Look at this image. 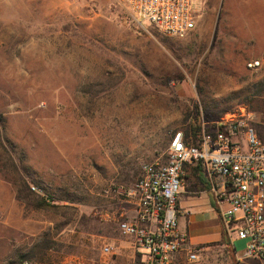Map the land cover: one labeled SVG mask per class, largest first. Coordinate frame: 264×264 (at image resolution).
Segmentation results:
<instances>
[{"label": "rangeland", "instance_id": "374dc122", "mask_svg": "<svg viewBox=\"0 0 264 264\" xmlns=\"http://www.w3.org/2000/svg\"><path fill=\"white\" fill-rule=\"evenodd\" d=\"M193 7L195 28L176 36L120 0H0V264H133L118 188L166 159L197 108L208 121L264 111V89L252 94L264 60L250 68V51L221 38L222 2ZM211 194L201 196L210 207ZM207 217L204 236L215 235V211ZM224 253L209 259L224 264Z\"/></svg>", "mask_w": 264, "mask_h": 264}, {"label": "built area", "instance_id": "2783aa9c", "mask_svg": "<svg viewBox=\"0 0 264 264\" xmlns=\"http://www.w3.org/2000/svg\"><path fill=\"white\" fill-rule=\"evenodd\" d=\"M140 24H153L168 35L184 36L195 28L193 0H120ZM250 68L262 60L248 61ZM188 164L200 165L226 229L245 239L244 256L264 261V111L247 105L218 119L201 120L197 143L184 131L173 133L166 159L144 161L132 187L118 192L130 205L119 210L118 228L132 239L138 260L133 264H178L175 254L198 259L199 247L181 228L178 205ZM103 254H117L113 244Z\"/></svg>", "mask_w": 264, "mask_h": 264}, {"label": "crops", "instance_id": "0c3cea01", "mask_svg": "<svg viewBox=\"0 0 264 264\" xmlns=\"http://www.w3.org/2000/svg\"><path fill=\"white\" fill-rule=\"evenodd\" d=\"M217 1L223 4L219 19L221 38L227 42L234 40L240 43L241 49L250 51L248 54L250 57L264 60V0H202L203 10L206 7V12L215 9ZM235 2L239 11H233ZM52 140L57 145V140ZM61 142L60 146H62ZM206 191L210 190L204 173L197 170L196 165L188 164L178 205L182 210L180 226L189 232L190 244L199 247L201 253V259L196 264H213V261L209 259L213 256L209 253L214 248H221L225 251L224 264H242L243 262L248 264L247 260L251 257L243 254L245 239L238 238L235 233L226 229L214 195L211 194L209 200L212 207L208 204V200L201 198ZM211 210L215 211L217 216L215 219L217 232L215 235L204 236L205 231L208 232L215 224L211 223V218L207 217ZM237 243H240V246ZM227 249L230 254L226 252ZM175 257L178 264H192L187 261L185 251L176 253Z\"/></svg>", "mask_w": 264, "mask_h": 264}, {"label": "trees", "instance_id": "16d2710c", "mask_svg": "<svg viewBox=\"0 0 264 264\" xmlns=\"http://www.w3.org/2000/svg\"><path fill=\"white\" fill-rule=\"evenodd\" d=\"M263 84H264V82L261 83V86ZM261 86L259 87V89H255L254 91H252V94L256 95V94H259L260 92H262V90L264 89V85L262 87ZM200 115H201V112L197 108V114L195 115V117H192V119L188 123V125H189L188 128H186V130H183L187 141L190 143H197L198 142L199 134L201 132V117H200ZM196 168H197V170H200L202 172L200 165H196Z\"/></svg>", "mask_w": 264, "mask_h": 264}]
</instances>
